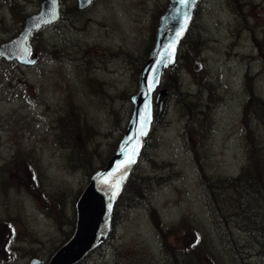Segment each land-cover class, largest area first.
I'll list each match as a JSON object with an SVG mask.
<instances>
[{"label":"rangeland","instance_id":"rangeland-1","mask_svg":"<svg viewBox=\"0 0 264 264\" xmlns=\"http://www.w3.org/2000/svg\"><path fill=\"white\" fill-rule=\"evenodd\" d=\"M40 1L0 0V43ZM60 1L62 19L28 44L33 66L0 60V264H45L70 239L77 199L130 120V98L168 5L94 0L80 10L76 0ZM176 60L162 76L163 113L124 194L146 179L143 195L116 206L109 236L80 264H173L174 252L189 253L190 264H264L237 214L239 183L218 181L235 178L252 154L264 169V125L244 112L250 93L264 101V0H200ZM171 75L177 90L165 86ZM210 183L223 224L203 187ZM256 191L244 201L254 218L264 211ZM200 248L210 249L207 261Z\"/></svg>","mask_w":264,"mask_h":264},{"label":"water","instance_id":"water-1","mask_svg":"<svg viewBox=\"0 0 264 264\" xmlns=\"http://www.w3.org/2000/svg\"><path fill=\"white\" fill-rule=\"evenodd\" d=\"M90 1L78 0L79 7L86 6ZM198 1L169 0L166 11L159 18L153 48L140 72L138 92L131 98L133 113L127 130L105 169L92 177L77 202L73 237L54 254L48 264H75L104 239L113 203L137 160L142 139L149 133L153 120L154 93V103L158 104L156 118L161 114L166 94L163 89L156 90L160 85L162 70L171 68L175 63L177 49L191 24ZM58 17L57 0L44 1L38 14L24 19V28L19 35L0 45V58L16 60L24 65L34 64L36 57L28 59L26 45L31 32L55 22ZM36 263L32 261L30 264Z\"/></svg>","mask_w":264,"mask_h":264},{"label":"trees","instance_id":"trees-1","mask_svg":"<svg viewBox=\"0 0 264 264\" xmlns=\"http://www.w3.org/2000/svg\"><path fill=\"white\" fill-rule=\"evenodd\" d=\"M169 72L170 71H166L165 72L166 75ZM172 77H173V75H171L170 78L167 80V82H165V86L169 90L170 89L171 90H177L178 86H179L178 81L174 80ZM168 93H170V92H168ZM253 99L254 98L251 97L252 102L259 100V99H256L255 101H253ZM256 107H260L261 110L259 112H257V109L254 108L252 111L254 114H256L258 116V118L260 117L259 119H260L261 123L264 125V118L262 117V115H264V101H260V104ZM245 112H248V111H245ZM247 133L249 135V130L247 131ZM250 153H252V152H250ZM250 158L252 159L251 163H250L252 166L245 169L244 172L241 174V176H239L236 179H226V180H218V181L221 182V184H223V181H225L226 185H229L230 188H232V189L234 187V184H236V183H242V182L247 183L253 190H257L256 193L259 195V198H261L262 196L264 197V182L263 183L260 182L261 181L260 180L261 175L264 172V169L262 168L263 164L260 162L258 154H255V155L252 154V156H250ZM142 180L144 181V184H145L146 179H142ZM134 181H135V178L133 179V174H132L129 177L127 185L125 186L124 190L120 194L119 200L117 202L118 204L123 202V200L137 199L138 197L143 195L144 184H141V185H136V188H134V186H133V189L131 190V192L128 195L124 196L126 190L129 188V186L131 187V185L133 184ZM262 181H264V179ZM204 189L207 191L206 195H207V198H208L209 203H210L211 211L213 212V214L217 218H219L220 221H222V224H223L224 217L222 214L221 206L218 202V198L213 194V188L211 186V183H210V187H208V185H207L204 187ZM260 191H261V193H260ZM232 193L235 196V198L238 197L240 199L241 208L239 209V212H237V214L241 217V219L243 221L246 222V228H245L246 232L259 245L260 253L262 256H264V211H260L259 213H257L255 218L252 217V214H251L252 209L248 208L247 203L244 202L245 200H249L250 198H252V196L247 197L246 195H248V194L241 192L238 189V187H236V189L233 190ZM251 194H249V195H251ZM254 216H255V214H254ZM112 220H114V216H113ZM246 220L249 221V224L247 223ZM225 231H226V235H227V239H228V245H229L233 255L236 257V259L239 260V258L242 256L240 253V250H239V246L236 243V241L232 238V235L230 234L229 230L226 228ZM200 249H202L201 261L203 259H205L207 261V255L210 253V249H207V248H200ZM198 251H199V249L192 251V253L195 254V257H196V254L198 253ZM170 257H171L173 264H183L186 260L187 261L191 260L189 253H185V252L182 254L174 252V254L170 255ZM196 262L197 261H195L194 264H196ZM202 264H206V263L202 262Z\"/></svg>","mask_w":264,"mask_h":264},{"label":"bare ground","instance_id":"bare-ground-1","mask_svg":"<svg viewBox=\"0 0 264 264\" xmlns=\"http://www.w3.org/2000/svg\"><path fill=\"white\" fill-rule=\"evenodd\" d=\"M250 92V91H249ZM255 93H250L249 94V98H248V100L245 102V104H244V112L245 111H252L256 106H258L259 104H260V101L261 100H258V101H255L256 99H258V96L257 95H254ZM251 97L252 98H254L253 99V101H255V102H252L251 101ZM250 99V100H249ZM251 158H248L247 159V161L248 162H246V164H245V166H244V169L242 170V171H240L236 176H235V178H232V179H236V178H238L239 176H241V174L244 172V170H245V168L247 169V168H249V167H251L252 165L250 164L251 163ZM208 185V184H207ZM203 187H205V186H203ZM238 188H239V190L241 191V192H243V193H251V191L253 190L247 183H244V182H242V183H239L238 184ZM223 195H224V193H223ZM229 196H230V194H229ZM231 197H232V195H231ZM167 231V230H166ZM260 251V250H259ZM183 264H190L189 263V261H185Z\"/></svg>","mask_w":264,"mask_h":264},{"label":"flooded vegetation","instance_id":"flooded-vegetation-1","mask_svg":"<svg viewBox=\"0 0 264 264\" xmlns=\"http://www.w3.org/2000/svg\"><path fill=\"white\" fill-rule=\"evenodd\" d=\"M37 9H35V11H36ZM35 11H33V12H31V14L32 13H34ZM20 27H19V29H21V27H22V20L20 21V25H19Z\"/></svg>","mask_w":264,"mask_h":264}]
</instances>
